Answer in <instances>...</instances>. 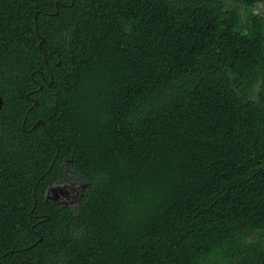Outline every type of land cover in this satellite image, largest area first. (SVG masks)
<instances>
[{"label": "trees", "instance_id": "16d2710c", "mask_svg": "<svg viewBox=\"0 0 264 264\" xmlns=\"http://www.w3.org/2000/svg\"><path fill=\"white\" fill-rule=\"evenodd\" d=\"M0 98V264H264V0H0Z\"/></svg>", "mask_w": 264, "mask_h": 264}, {"label": "rangeland", "instance_id": "374dc122", "mask_svg": "<svg viewBox=\"0 0 264 264\" xmlns=\"http://www.w3.org/2000/svg\"><path fill=\"white\" fill-rule=\"evenodd\" d=\"M255 10H259V7L256 6ZM239 13L242 18H244L245 10L243 8H239ZM262 13V12H261ZM244 21V19H242ZM68 161H64L63 168L65 169V172L68 173V177L63 179L61 182L56 183L52 186L51 190H62L66 194L57 193V203L60 205H65L67 207H70L71 209H75L77 206L78 198L80 197L82 191L84 190V187L86 186V183L82 180H78L75 178L74 175H71L69 173L68 169ZM46 193V195H47ZM47 196L53 197L52 194L49 192ZM56 197V196H55Z\"/></svg>", "mask_w": 264, "mask_h": 264}, {"label": "flooded vegetation", "instance_id": "af4514ba", "mask_svg": "<svg viewBox=\"0 0 264 264\" xmlns=\"http://www.w3.org/2000/svg\"><path fill=\"white\" fill-rule=\"evenodd\" d=\"M49 192L52 194L53 197L47 196ZM49 192L47 193V191H46L47 195H45V198L48 199V200H54V201H57V193L66 194L62 190H59L57 192H56V190H53V191H49Z\"/></svg>", "mask_w": 264, "mask_h": 264}, {"label": "water", "instance_id": "95a60500", "mask_svg": "<svg viewBox=\"0 0 264 264\" xmlns=\"http://www.w3.org/2000/svg\"><path fill=\"white\" fill-rule=\"evenodd\" d=\"M41 43H42V41H41ZM41 43H40V46H41ZM36 104H37V102L36 101H34V106H36ZM1 106H2V99L0 98V108H1ZM40 123H42V121H40ZM52 189V187H50V188H48V190H51ZM47 190V191H48ZM46 199V198H45ZM47 200V199H46Z\"/></svg>", "mask_w": 264, "mask_h": 264}]
</instances>
